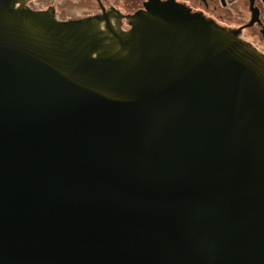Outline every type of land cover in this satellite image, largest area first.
Instances as JSON below:
<instances>
[{
	"label": "water",
	"instance_id": "water-1",
	"mask_svg": "<svg viewBox=\"0 0 264 264\" xmlns=\"http://www.w3.org/2000/svg\"><path fill=\"white\" fill-rule=\"evenodd\" d=\"M29 1L0 0V264H264V55Z\"/></svg>",
	"mask_w": 264,
	"mask_h": 264
},
{
	"label": "flooded vegetation",
	"instance_id": "flooded-vegetation-1",
	"mask_svg": "<svg viewBox=\"0 0 264 264\" xmlns=\"http://www.w3.org/2000/svg\"><path fill=\"white\" fill-rule=\"evenodd\" d=\"M38 0H32L27 3L28 8L35 12H45L50 8L54 9L55 18L59 22H69V21H77L85 18H90L93 16H102L106 15L110 17V20L114 23L116 20L117 14L122 16L120 23L121 27L124 31H130L133 29L132 20L133 18H138L142 15H149L150 17H157L160 20H164L169 22H182L186 21L187 24H193L191 21V17H199L203 18L209 23L217 26L218 28L231 32L235 34L239 39L244 40L245 42L251 44L254 48H256L261 54L264 55V44H262L261 39H259L254 33L249 32L247 34L246 29L253 27L257 21L258 12L260 11V7L256 6V0L252 3V16L250 21L241 24L239 26H235V19L240 15V13H234L231 11H226L223 13L222 5L214 4L212 7L207 2V0H159L161 3H166L173 1L177 5L184 7L187 13L183 14L184 17L178 14H170L168 12H163L160 9H155L154 7L150 8L151 1L156 0H125V10L123 8L116 6L115 4H109V0H96V10H94L91 14H87L85 17L81 18H62L58 15V12L54 6L50 7H40ZM158 1V0H157ZM158 1V2H159ZM263 3L264 1L261 0ZM34 3V7L32 6ZM33 7V8H32ZM92 7V6H91ZM256 10L257 15L255 21H253L254 11ZM114 17V18H113ZM135 20V19H134ZM137 20V19H136ZM264 30V29H263Z\"/></svg>",
	"mask_w": 264,
	"mask_h": 264
},
{
	"label": "rangeland",
	"instance_id": "rangeland-1",
	"mask_svg": "<svg viewBox=\"0 0 264 264\" xmlns=\"http://www.w3.org/2000/svg\"><path fill=\"white\" fill-rule=\"evenodd\" d=\"M88 1L93 5L96 4V0ZM253 1L254 0H207L211 7L214 4L219 3L224 5V7H222V9H224L223 13L226 9L234 13H240V15L235 19V26H239L250 21L252 16ZM36 3L41 5V8L42 6L46 8L49 5L54 6L59 9L57 11L58 15L67 19L85 17L87 14H91L94 10H96V7L83 5V0H38ZM108 3L115 4L125 10V0H109ZM32 6L34 7V3H32ZM256 6L260 7L257 21L253 27L246 29V32L247 34H249V32L254 33L259 39H261L262 44H264V3L261 0H256Z\"/></svg>",
	"mask_w": 264,
	"mask_h": 264
},
{
	"label": "crops",
	"instance_id": "crops-1",
	"mask_svg": "<svg viewBox=\"0 0 264 264\" xmlns=\"http://www.w3.org/2000/svg\"><path fill=\"white\" fill-rule=\"evenodd\" d=\"M264 1V0H263Z\"/></svg>",
	"mask_w": 264,
	"mask_h": 264
}]
</instances>
